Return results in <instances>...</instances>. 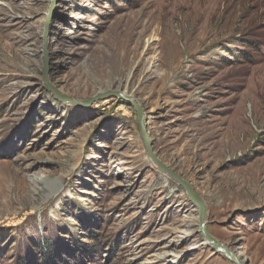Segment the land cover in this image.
<instances>
[{"label": "rangeland", "instance_id": "obj_1", "mask_svg": "<svg viewBox=\"0 0 264 264\" xmlns=\"http://www.w3.org/2000/svg\"><path fill=\"white\" fill-rule=\"evenodd\" d=\"M46 50L63 93L138 101L208 231L264 264V0H0V264H234L134 107L58 100Z\"/></svg>", "mask_w": 264, "mask_h": 264}, {"label": "water", "instance_id": "obj_2", "mask_svg": "<svg viewBox=\"0 0 264 264\" xmlns=\"http://www.w3.org/2000/svg\"><path fill=\"white\" fill-rule=\"evenodd\" d=\"M50 22H51V13L48 15L46 24H45V41L47 40V36L49 34V27H50ZM45 59H44V79L46 81V85L48 88L53 90L55 92V96L58 100L67 102V103H73L75 105H80L83 107H86L93 102L100 100V99H105L111 96L124 99L128 101L130 105H132L136 111L137 117H138V124L140 128V135L143 139L147 154L151 159L155 162L157 167L163 171L168 173L170 176H172L178 183L179 185L184 189V191L188 194V197L191 199L192 202L197 204L198 210H199V226L201 229V233L203 237L219 252H221L223 255H225L229 260H231L234 264H242L241 261L238 259V257L235 255L234 251L229 249L224 243L219 241L214 235H212L206 226V214H207V206L205 204V201L203 198L199 195V193L193 188L191 183L184 179L178 172H176L174 169L169 167L167 164H165L159 157L158 155L154 152L153 147H152V142L148 134V130L146 127V117H145V112L142 107V105L133 99L131 96L126 95L125 93H122L120 91H106V92H100L96 94L95 96H91L86 100H79L76 99L70 95H67L66 93H63L53 85H51L49 78H48V56H47V50L45 52Z\"/></svg>", "mask_w": 264, "mask_h": 264}, {"label": "bare ground", "instance_id": "obj_3", "mask_svg": "<svg viewBox=\"0 0 264 264\" xmlns=\"http://www.w3.org/2000/svg\"><path fill=\"white\" fill-rule=\"evenodd\" d=\"M55 9H56V3H54L53 4V6H52V8L50 9V11H49V14L51 13V17H52V15H53V12L55 11ZM40 180V177H34V181L35 182H38ZM165 253H167V252H165ZM235 253V252H234ZM235 255L238 257V259L241 261V263L243 264V261H242V259L240 258V255H238L237 253H235ZM157 258H162V255H160V256H157Z\"/></svg>", "mask_w": 264, "mask_h": 264}]
</instances>
